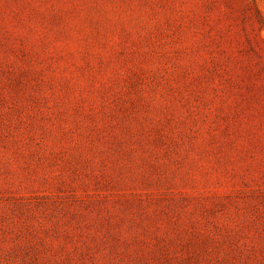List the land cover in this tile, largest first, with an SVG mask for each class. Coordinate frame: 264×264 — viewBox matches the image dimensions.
I'll return each instance as SVG.
<instances>
[{"label":"rangeland","instance_id":"1","mask_svg":"<svg viewBox=\"0 0 264 264\" xmlns=\"http://www.w3.org/2000/svg\"><path fill=\"white\" fill-rule=\"evenodd\" d=\"M0 264H264V0H0Z\"/></svg>","mask_w":264,"mask_h":264}]
</instances>
